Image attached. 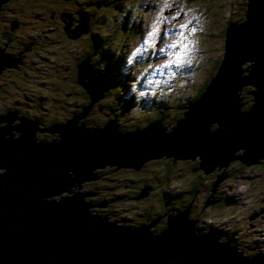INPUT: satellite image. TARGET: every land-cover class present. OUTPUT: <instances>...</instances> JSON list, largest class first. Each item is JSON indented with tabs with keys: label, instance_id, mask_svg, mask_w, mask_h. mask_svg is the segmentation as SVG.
Returning a JSON list of instances; mask_svg holds the SVG:
<instances>
[{
	"label": "water",
	"instance_id": "95a60500",
	"mask_svg": "<svg viewBox=\"0 0 264 264\" xmlns=\"http://www.w3.org/2000/svg\"><path fill=\"white\" fill-rule=\"evenodd\" d=\"M7 1L0 0V9ZM247 8L245 21L227 25L220 64L170 131L160 127L161 120L128 133L117 129L116 118L92 131L82 122L78 126L104 97V75L93 68L100 59L89 65L95 50L77 65V83L91 102L58 127L56 140L38 142V122L17 117L16 110L0 116V264H264L241 257L230 240L197 237V221L184 218L189 208L172 209L167 228L158 232L152 231L155 223L128 227L92 213L105 202L91 204L83 197L95 194L80 192L83 183L100 177L93 170L111 165L138 170L153 158L198 157L200 165L192 171L208 175L235 159L246 166L264 159V0H248ZM15 61L0 52V73L16 67ZM248 61L250 69H241ZM246 85L254 86L247 91L254 99L240 112ZM15 118L20 122L11 125ZM215 122L218 127L210 130ZM222 179L212 184L204 208L218 201Z\"/></svg>",
	"mask_w": 264,
	"mask_h": 264
},
{
	"label": "trees",
	"instance_id": "16d2710c",
	"mask_svg": "<svg viewBox=\"0 0 264 264\" xmlns=\"http://www.w3.org/2000/svg\"><path fill=\"white\" fill-rule=\"evenodd\" d=\"M247 5L248 0H241L239 2V8L243 9V12L247 11ZM132 6L133 2L131 0H8L4 3L0 9V52L2 54L9 55L12 58L18 59V62L16 63L18 65L16 67L6 68L0 73L1 79L3 76L12 72L9 77V81H3L0 83V116L6 115L9 111L13 112L16 110L18 111V113H16L17 117L24 116L29 120L38 122L36 132H39L41 129L42 131L44 130L43 132H47L48 130V132L52 133V135L49 134L50 136L48 137H41L37 139L38 142H49V139L56 140L58 137V127L63 125L69 119L62 118L50 123H45L43 118L44 113H34L30 115L27 113V107L38 106L41 108L42 101L47 99L46 97L38 94L39 89L35 86L37 83H47L46 86L51 87L53 86L55 79H57L61 86H67L73 83H76L78 86L77 65L80 64L82 57L78 56V54L69 57L70 50H68L67 47L70 45L75 46L78 40H84L86 49L85 57L91 55L95 50L97 53L95 55H91V59H89L94 62L100 59V62L97 64V69L102 70L104 75V89L101 91L104 97L98 99L96 102H93V104L98 112L108 116L110 120H114V118H116L115 126L122 124L119 122V117L122 113H124V110L131 105L133 96V94L126 90V87L131 85L130 83L133 82L132 78H134V76H131L130 74L128 77V73L123 70L125 62L124 58L127 59L130 50L135 44V40L141 33V27L138 26L137 22H134V18H130L129 11ZM67 11L73 12L71 13ZM131 11H135V9H131ZM52 12H54V16L51 15ZM30 14L34 16V19L30 18ZM81 18L86 19L84 24L85 27L82 29L83 31L81 30L76 32L75 30L78 28L77 22L79 21L81 24L83 21H81ZM245 18L244 13V17L239 21L227 19V25L233 22L240 24L245 20ZM38 21H44V26H39ZM83 32H85V35L81 36L80 34ZM224 34L225 31H223V39ZM45 43L53 44L51 48H46V51H52V55L63 60L65 64L62 67L55 65V67L52 68L53 73L52 71L48 73L41 72L40 75H38L37 70H35V61L42 59L46 60L48 55L29 57L28 53L35 45H44ZM26 46H30V51H24ZM221 56L217 57L213 62V66H216V68L220 64ZM137 60L138 58H133L128 63L134 65ZM252 63L253 62L250 61L246 62L243 64L241 69H246ZM248 69H250V67H248L247 70ZM247 72L248 71L244 70L243 75L245 76ZM213 73H211L206 80H203L200 87L191 96V98L186 100L187 105H180L178 107L179 112L177 116L181 115L182 117L188 110V108L185 107L193 104V102L203 93L205 86L209 82ZM15 76L20 78L21 81H15L12 78ZM25 78L31 79V84H29L28 80ZM38 78H40L41 81H39ZM27 88H30L29 91H25ZM123 91H125V95L123 94ZM81 92L85 100L82 102L80 109L75 108L71 112L70 116L81 113L82 109L91 102L87 92L84 89L81 90ZM120 94H123L124 96L121 98L119 96ZM240 97H242V93H240ZM252 97L254 98V96L251 95V102ZM245 101L246 99H243L240 103L243 104ZM136 102L138 104L134 106V109H137L140 100H136ZM156 104H159V102H156ZM251 105H248L247 109H249ZM21 106H25V108H22ZM143 108L144 107L141 105L140 109L142 110ZM90 109L88 110L87 115L89 114ZM247 109H242L241 107L240 112H244ZM129 111L130 109L126 110V112ZM87 115L84 119L80 120L79 123L80 125L81 122L84 123L85 128H90L89 131L94 130V128L97 129L102 127L106 124L105 122L102 124H96L93 120L89 119V117L87 118ZM181 117L176 118L174 122L168 123V125H171L170 128H172L177 120L181 119ZM159 120H161V118ZM149 121L153 122V119ZM2 125L3 123H0V126ZM11 125H17V122H12ZM160 125L163 127L167 126L162 122H160ZM123 126L124 129H118L123 133L134 131L136 128H139V130L143 128L139 121L123 124ZM216 128L217 125L213 124L210 130H214ZM51 130L55 132L53 133ZM12 133L15 137L19 135H17L15 130H13ZM55 136L56 139H53ZM190 163L191 167L189 173L190 175H193L194 178L189 179L185 186H182L180 181L170 182L164 188H161L158 185L152 186L150 184L136 186V180L128 175H121L118 179H114L108 185L105 183V176L110 171H114L117 167V165H111L112 167L109 166L105 169L97 171L96 176H100L98 179L89 180L83 183L84 186L80 192L95 194L84 196L83 200L86 202L91 204H98L103 201L105 202L106 206L93 207L92 210L96 215H102L111 221L120 222L121 224H124V226L128 227H134L143 223H155L152 231L157 230L158 232H161L166 227L167 216L173 213L172 209H186L193 197L197 199L201 192V186L204 185V181L209 177H211V180L207 186L208 191H210V187L219 175L225 176L226 183L232 171L242 173L247 169L259 168L264 172V159H261L257 165L253 166H246L242 164L240 160L235 159L227 168L215 170V173L212 172L214 174L210 173L208 175H205L199 169L192 171L193 169L199 167L200 161L195 160ZM151 165H156V168L154 169L155 172H158L156 182L157 184H161L163 180L158 177L159 175L163 174L165 177H168V175H176L177 173L175 172V169L183 164L181 161L174 162L171 158H164L162 160L147 162L144 167ZM165 166L168 168L165 169ZM128 171H132V169L121 166L114 172L125 173ZM180 178L181 177L178 175L177 180H180ZM171 183H178L181 186L174 189L172 188ZM146 188H151L148 195L139 199L138 196H141ZM151 191L159 193V198L157 200L160 201V206L157 210H155L153 204L144 205L145 201L149 199ZM219 191L220 189H217V194L215 195V200H218L216 205L222 204L226 198L229 199V197L225 198L222 195L223 193ZM165 202L171 205L168 213V208L164 206ZM139 204L145 209L140 210ZM132 206L138 207V211L132 212L130 210ZM116 207H120L121 209L117 210ZM123 207L127 211L125 214L123 213ZM159 208L161 210H159ZM182 212L183 211L180 213ZM152 214L155 215V217H150ZM198 214L199 212L196 210L189 216V221L191 220V223H194L195 220L198 222L200 218L195 217ZM206 226H208V230H204V227H201L198 223H196L195 235L199 238L215 235L218 242H226L231 239L232 242L229 241L231 244L230 246H235L237 251L242 252L241 257L264 260V248L261 247L264 243L263 241L259 242L261 245H254L253 243L240 245L236 237L231 236V238H229L226 230L218 228L215 225L207 224ZM230 234L232 235L234 233L231 232Z\"/></svg>",
	"mask_w": 264,
	"mask_h": 264
},
{
	"label": "rangeland",
	"instance_id": "374dc122",
	"mask_svg": "<svg viewBox=\"0 0 264 264\" xmlns=\"http://www.w3.org/2000/svg\"><path fill=\"white\" fill-rule=\"evenodd\" d=\"M131 1L133 2V6L130 8L129 15L141 27V33L135 40V44L130 50L127 59L124 58L123 70L128 73V77L129 74L134 76L132 78L133 82L130 83L131 85L126 87V90L133 94V96L131 105L119 117V122L122 124H118L116 127L117 129H124L123 124L139 121L143 128H146L151 122L149 120L153 119L154 121L161 118V122L167 126L163 127L160 125V127L166 128L165 131H170L171 125H168V123L174 122L176 118L181 117V115L177 116L179 112L178 107L180 105H187L186 100L190 99L200 87L202 81L206 80L215 71L216 66H213V62L223 53V31L227 27V19L239 21L244 17V13L246 12H243V9L239 8L241 0ZM131 9H135V11H131ZM67 12L72 13L73 11ZM51 15L54 16V12ZM30 18L34 19V16L30 14ZM85 20V18H81V24L79 21L77 22L78 28L75 30L76 32L84 29ZM38 22L39 26H44V21ZM182 25L185 27H181ZM83 33L80 35L84 36L85 32ZM174 44L176 46L172 47ZM52 46L53 44L51 43L35 45L31 51L30 46L25 47H28L25 49V52L30 51L28 53L29 57L48 55L46 60L35 61V70H37L38 75L41 72L48 73L52 71L53 73L52 68L55 65L62 67L65 64L63 60L52 55V51H46V48H51ZM67 48L70 50L69 57L75 54L82 57V60L85 57L84 40H78L75 46L70 45ZM133 58H138L134 65L128 63ZM90 59L89 65L94 63ZM83 61L87 62L85 59ZM93 68L97 69V65H93ZM11 74L12 72L3 76L0 79V83L9 81ZM94 74L97 75V73ZM12 78L15 81H21L16 76ZM25 79L31 84V79ZM38 79L41 81L40 78ZM46 85L47 83H37L35 85L39 89L38 94L47 99L42 101L41 108L38 106H28L27 113L30 115L44 113L43 118L45 123L62 118L71 119V112L75 108L80 109L82 102L85 100L82 96L81 90L83 89L81 86H77L76 83L61 86L57 79L53 82V86L48 87ZM29 89L27 88L25 91H29ZM124 92L123 94L125 95ZM123 94L119 96L122 98ZM136 100H140V103L137 109H134V106L138 104ZM156 102H159V104H156ZM141 105L144 107L142 110L140 109ZM21 107L25 108V106ZM128 109L130 111L126 112ZM87 116L96 124H102L103 122L107 124L110 120L108 116L98 112L94 104L91 106ZM13 122L20 121L18 118H15ZM78 125H80L79 122ZM43 131L39 130V132H36V139L48 137L50 136L49 134L52 135L48 130L47 132ZM53 139H56V136ZM49 141L52 140L49 139ZM156 159L158 158L149 159L145 163L155 161ZM195 160L199 161V158L182 159L181 163L183 165L175 169L176 175H168V177H165L163 174L159 175L158 177L163 180L161 184H157L156 182L158 174V172L154 171L156 165L144 167L145 163L140 167L141 169H133L125 173L110 171L105 176V183L109 185L121 175H128L136 180V186L150 184L164 188L168 183L173 181H180L181 185L185 186L189 179L194 178L193 175H190L189 171L191 167L190 162ZM178 161L180 160L175 162ZM164 168L167 169L168 167L165 166ZM101 169L104 168H96L93 170V173ZM178 175L181 177L180 180H177ZM210 180L211 177L204 181L197 199L193 197L190 204L186 207L190 210L192 208L193 213L196 210L199 212L195 216L200 218L197 223L201 227H204V230H208L207 224L226 230L229 238L231 236L236 237L240 245L252 243L254 245H261L259 242H264V172L259 168L247 169L242 173L232 171L226 183L225 176H223V179L218 184L219 186L217 185L216 187L220 189L219 192L223 193L222 195L225 198L229 197V199L226 198L222 204L216 205V202L204 208V201L211 195V191H208L207 187ZM70 194L68 193V195ZM158 198L156 191H151L149 199L145 201L144 205L153 204L155 210H157L160 206ZM116 209L120 210L121 208L116 207ZM139 209L144 210L145 208L140 205ZM159 210L161 209L159 208ZM189 216L183 217L189 221ZM231 232L234 234L231 235ZM229 240L232 242L231 239ZM229 245L231 244L229 243ZM263 246L264 243L261 247L264 248Z\"/></svg>",
	"mask_w": 264,
	"mask_h": 264
},
{
	"label": "flooded vegetation",
	"instance_id": "af4514ba",
	"mask_svg": "<svg viewBox=\"0 0 264 264\" xmlns=\"http://www.w3.org/2000/svg\"><path fill=\"white\" fill-rule=\"evenodd\" d=\"M18 61V60H17ZM15 64V63H14ZM254 86H252V85H246V86H244L243 88H242V91H241V93H242V97H243V99H246V101L242 104V109H247L248 108V105H251L252 103H253V97H252V102H251V95H253V94H248L247 93V91H254ZM251 103V104H250ZM169 158H171V157H166V159H169ZM162 159H164V158H158V159H156V160H162ZM172 160H173V158H171ZM174 161V160H173ZM177 161V160H176ZM181 161V160H180ZM106 167H109V166H106ZM105 167V168H106ZM112 167V166H111ZM104 168V169H105ZM133 170V169H132ZM214 172V171H213ZM216 172V171H215ZM214 172V173H215ZM214 173H212V174H214ZM169 184V183H168ZM84 186V185H83ZM83 186H82V188H83ZM171 186H172V188H174V189H177L179 186H181L180 184H178V183H173V184H171ZM156 194H157V196H159V193L158 192H156ZM210 194V193H209ZM217 194V193H216ZM215 194V195H216ZM144 195H141V196H139L138 198H142ZM60 200V199H59ZM108 206V205H107ZM164 206L165 207H167L168 208V210H167V213L170 211V208H171V205H169V203H167V202H165V204H164ZM95 208V207H94ZM173 209H176V208H173ZM130 210L132 211V212H135V211H138V207H136V206H132V208H130ZM191 213L193 212V209L191 208ZM124 213H126V209L124 208ZM166 213V214H167ZM166 214H165V216H166ZM150 217H155V215H151ZM158 219H159V217H158ZM136 226H138V225H136ZM135 227V226H134ZM154 231H157V230H154Z\"/></svg>",
	"mask_w": 264,
	"mask_h": 264
},
{
	"label": "bare ground",
	"instance_id": "6f19581e",
	"mask_svg": "<svg viewBox=\"0 0 264 264\" xmlns=\"http://www.w3.org/2000/svg\"><path fill=\"white\" fill-rule=\"evenodd\" d=\"M9 63V62H8ZM7 64V63H6ZM95 75V74H94ZM88 117V116H87ZM154 122V121H153ZM215 125H217V127H218V124L215 122ZM51 129V128H50ZM137 129H139V128H137ZM58 138V137H57ZM121 167V166H120ZM96 173H97V171H96ZM87 182V181H86ZM94 182V181H93ZM219 186V185H218ZM70 194V193H69ZM73 194V193H72ZM72 194H70V195H72Z\"/></svg>",
	"mask_w": 264,
	"mask_h": 264
},
{
	"label": "snow or ice",
	"instance_id": "6c2138e0",
	"mask_svg": "<svg viewBox=\"0 0 264 264\" xmlns=\"http://www.w3.org/2000/svg\"><path fill=\"white\" fill-rule=\"evenodd\" d=\"M181 27H185L184 25H182ZM176 45L174 44V45H172V47H175Z\"/></svg>",
	"mask_w": 264,
	"mask_h": 264
}]
</instances>
